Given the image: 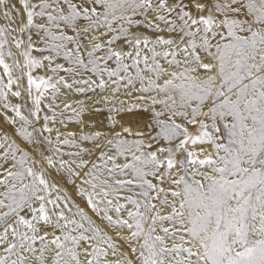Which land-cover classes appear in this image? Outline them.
Wrapping results in <instances>:
<instances>
[{
    "label": "snow or ice",
    "instance_id": "1",
    "mask_svg": "<svg viewBox=\"0 0 264 264\" xmlns=\"http://www.w3.org/2000/svg\"><path fill=\"white\" fill-rule=\"evenodd\" d=\"M0 264H264V0H0Z\"/></svg>",
    "mask_w": 264,
    "mask_h": 264
},
{
    "label": "rangeland",
    "instance_id": "2",
    "mask_svg": "<svg viewBox=\"0 0 264 264\" xmlns=\"http://www.w3.org/2000/svg\"><path fill=\"white\" fill-rule=\"evenodd\" d=\"M98 92L100 91V90H97ZM94 94L93 93H87V94H84V95H81V96H79V97H75L76 99H87L88 97H90V96H93ZM75 106V105H74ZM74 127V125L73 124H70L69 125V128L70 129H72ZM10 130V129H9Z\"/></svg>",
    "mask_w": 264,
    "mask_h": 264
}]
</instances>
